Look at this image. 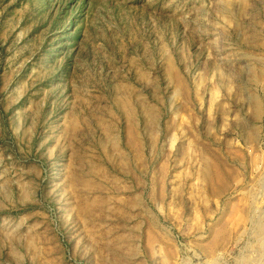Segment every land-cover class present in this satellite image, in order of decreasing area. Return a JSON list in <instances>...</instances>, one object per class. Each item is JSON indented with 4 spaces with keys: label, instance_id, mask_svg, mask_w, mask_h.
<instances>
[{
    "label": "rangeland",
    "instance_id": "374dc122",
    "mask_svg": "<svg viewBox=\"0 0 264 264\" xmlns=\"http://www.w3.org/2000/svg\"><path fill=\"white\" fill-rule=\"evenodd\" d=\"M0 264H264V0H0Z\"/></svg>",
    "mask_w": 264,
    "mask_h": 264
}]
</instances>
